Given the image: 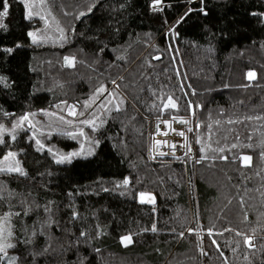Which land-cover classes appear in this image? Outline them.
Returning <instances> with one entry per match:
<instances>
[{"label": "trees", "instance_id": "obj_1", "mask_svg": "<svg viewBox=\"0 0 264 264\" xmlns=\"http://www.w3.org/2000/svg\"><path fill=\"white\" fill-rule=\"evenodd\" d=\"M155 3L7 0L9 264H264V0ZM47 22L53 37L29 35ZM25 113L34 126L12 127ZM176 115L196 119L195 157L150 158L146 118Z\"/></svg>", "mask_w": 264, "mask_h": 264}, {"label": "rangeland", "instance_id": "obj_2", "mask_svg": "<svg viewBox=\"0 0 264 264\" xmlns=\"http://www.w3.org/2000/svg\"><path fill=\"white\" fill-rule=\"evenodd\" d=\"M154 6L160 7L161 3H155ZM51 28L54 29V26L52 25V23H48V22L45 24V26L35 25L30 29L29 34L31 33L32 35H30V36L35 40H48L50 37H53L52 31L50 30ZM66 61L71 62V59H66ZM43 109H45V108H42L40 110H43ZM71 114H73V111ZM178 116H186V115H178ZM24 117H27V119H24ZM40 117H41V120L43 121L44 115H42ZM191 120H192V118H191ZM24 121H26V124L29 127H33L35 124L31 120V116L29 114L25 113L21 117L20 122L19 123L17 121L14 122L12 127L23 124ZM195 121H196V119H195ZM195 121H193V124L195 123ZM1 132H3V129L0 131V133ZM50 142H52V141H50ZM50 142L43 143V145L47 149H50V150L55 152V158L56 159L69 161L70 159L82 154L81 150H70V151H66L65 153L61 152L58 148L50 146ZM10 153L14 154V155H9ZM73 154H75V155H73ZM64 158H66V159H64ZM245 158H247V159H245ZM248 160H249V156L244 155L243 161L247 162ZM17 168L19 169L20 165L18 163L17 155H16V152L14 150H9L5 154L0 155V169H6V170L12 169V170H14ZM142 192H144V191H142ZM140 201H142V200H140ZM153 208L155 209V207H153ZM154 227L157 228V225H155ZM183 232L190 234L192 237H194V234H195L194 231H192L190 229L186 230V231L184 230ZM123 237H130V236L125 235ZM122 238H121V240H122ZM16 241H17V237H16L15 232L13 230V226H12V223L10 220L9 212L1 213L0 214V246L8 245V244L14 245L16 243ZM122 242L126 243L128 241L122 240ZM0 256L3 257L2 260L4 262H6L7 264L13 262L15 259L14 252L11 251L10 248H8V247H5L4 252H0Z\"/></svg>", "mask_w": 264, "mask_h": 264}, {"label": "built area", "instance_id": "obj_3", "mask_svg": "<svg viewBox=\"0 0 264 264\" xmlns=\"http://www.w3.org/2000/svg\"><path fill=\"white\" fill-rule=\"evenodd\" d=\"M148 122V155L150 158L171 156L194 158L195 147L188 142V133L196 127L191 117H147ZM183 133V135H181Z\"/></svg>", "mask_w": 264, "mask_h": 264}, {"label": "snow or ice", "instance_id": "obj_4", "mask_svg": "<svg viewBox=\"0 0 264 264\" xmlns=\"http://www.w3.org/2000/svg\"><path fill=\"white\" fill-rule=\"evenodd\" d=\"M155 2L156 3H159V0H155ZM7 15V0H5V7H4V11L3 12H0V16H6ZM185 15H187V13L185 14ZM181 19H183V17H181ZM180 21H177V23H179ZM29 35H32L31 33L29 34ZM10 51V50H9ZM67 59V58H66ZM248 76H249V78L251 79V78H253L254 77V73H249L248 74ZM170 103H171V100H170ZM172 106H175L174 104L172 105ZM24 119H27V117H24ZM85 123H88L87 121H85ZM191 130V129H190ZM181 135H183V133H181ZM9 155H14V154H9ZM73 155H75V154H73ZM64 159H66V158H64ZM245 159H247V158H245ZM58 162H63L62 160L61 161H58ZM10 170H12V169H10ZM15 171H19V172H21V174H23V172H22V170L21 169H14ZM124 183H127V180H125L124 181ZM143 195V194H142ZM153 230H155V228H153ZM82 235H83V233H82ZM122 240H125V241H128V242H131L130 241V237H123L122 238ZM5 247H8V248H10V247H13V245H11V244H8V245H3V246H0V252H4V249H5ZM0 259H3V257H0Z\"/></svg>", "mask_w": 264, "mask_h": 264}, {"label": "water", "instance_id": "obj_5", "mask_svg": "<svg viewBox=\"0 0 264 264\" xmlns=\"http://www.w3.org/2000/svg\"><path fill=\"white\" fill-rule=\"evenodd\" d=\"M154 58L157 59V58H159V56L156 55ZM142 202H145V201H142ZM145 203H147V202H145ZM147 204H149V203H147ZM150 205H151V204H150Z\"/></svg>", "mask_w": 264, "mask_h": 264}, {"label": "bare ground", "instance_id": "obj_6", "mask_svg": "<svg viewBox=\"0 0 264 264\" xmlns=\"http://www.w3.org/2000/svg\"><path fill=\"white\" fill-rule=\"evenodd\" d=\"M167 157H171V156H167ZM176 158H180V157H176Z\"/></svg>", "mask_w": 264, "mask_h": 264}, {"label": "crops", "instance_id": "obj_7", "mask_svg": "<svg viewBox=\"0 0 264 264\" xmlns=\"http://www.w3.org/2000/svg\"><path fill=\"white\" fill-rule=\"evenodd\" d=\"M140 193V192H139ZM139 195V194H138Z\"/></svg>", "mask_w": 264, "mask_h": 264}]
</instances>
